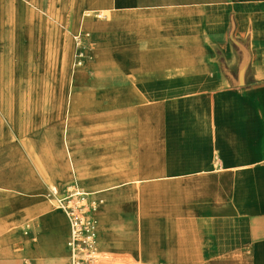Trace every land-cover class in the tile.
<instances>
[{
    "label": "crops",
    "instance_id": "1",
    "mask_svg": "<svg viewBox=\"0 0 264 264\" xmlns=\"http://www.w3.org/2000/svg\"><path fill=\"white\" fill-rule=\"evenodd\" d=\"M40 3L52 4L71 31L80 5L85 17L115 11L90 27L94 62L69 80L63 130L40 137L54 142L64 178L92 164L93 119L126 123L116 132L131 147L122 151L118 138L116 163L108 146L100 148L101 165L122 168L107 171L101 184L80 182L84 194H102L105 219L115 211L110 229L96 232L97 251L122 264H264V0ZM28 4L35 6L3 0L0 17H15L24 34ZM30 71L36 74L33 61ZM5 87L19 124L33 99L38 121L40 79L7 77ZM25 143L35 155L34 139ZM126 182L148 185L118 190ZM1 189L14 193L0 215V264H71L67 218L39 193Z\"/></svg>",
    "mask_w": 264,
    "mask_h": 264
},
{
    "label": "rangeland",
    "instance_id": "2",
    "mask_svg": "<svg viewBox=\"0 0 264 264\" xmlns=\"http://www.w3.org/2000/svg\"><path fill=\"white\" fill-rule=\"evenodd\" d=\"M13 1L14 3L19 2V0ZM26 1L31 4L34 2L35 6L32 4V7L28 4L31 16L27 17L28 20L23 23L25 28L24 34L18 28L19 23L13 21L14 23L12 24L11 20L15 17H10V22L7 21V17H0V215L8 210L7 201L10 198L9 195H13L14 193L13 191L1 188H13L19 185L20 188L33 191V193H39L40 199H44L52 210L61 212L65 216L56 207L55 197L73 191L83 192L82 194H84L85 191L81 187V181L84 183L101 184L107 171L115 173L118 168H122L117 167V165L110 167L101 165L100 148L102 145L108 146L109 154L112 153L114 155L108 159L109 163H116L118 161L116 157L118 138H120L121 146L119 144V147H121L122 151L126 147H131L130 141L126 139L127 135L116 132L118 126L126 124L122 118L118 119L115 116L109 118L105 123L104 120L93 119L92 134L90 135L93 147L92 164L81 168L78 167L81 169L80 172L68 174V176L63 178L57 175L58 170L56 169L58 168L59 151L55 144H52L54 142H43L40 139L42 135H52L57 130H63L62 126L67 116L65 98L69 88V80L74 74L86 73V68L94 62L93 50L90 61L84 62L80 67L74 65L75 53L77 51L74 37L79 33L87 34V42H91V38L96 32L93 28L92 32L90 27L99 25L104 19L108 20V17H112L115 11L111 8L107 12H95L85 17L83 13L87 11L88 7L80 5L77 10L76 28L71 31L68 29L67 22L56 21L60 15L55 16L53 14L54 6L52 4L51 6L53 7L47 6L45 8L41 5L40 0ZM39 6L40 11L36 8ZM2 12L3 0H0V13ZM52 14L55 17H52ZM82 16L85 18L82 19ZM40 20H42L43 28H40ZM22 50L23 53H21ZM19 59L24 60L20 62ZM32 61L35 64L34 72L36 74L34 75L31 71V73L27 72L28 65ZM22 76L40 79V108L43 109L38 118L39 123L34 116L36 110L32 108L36 99L27 102L29 105L26 104L25 114L27 116H24L23 121L21 120L22 122L19 124L17 119V101H12L10 100L11 96H7V93L11 91L9 87L6 92L5 81L7 77L13 81H17V78ZM93 115L94 117H99L100 114L94 113ZM22 123L23 129L17 131L19 125ZM32 138L35 143V155L33 156L30 155L27 143H25ZM123 138L128 144L124 143ZM76 139L84 142V133H77ZM124 159L126 160L125 157ZM121 161L124 162V160ZM126 183L129 184L118 190L141 189L148 185L147 183ZM153 185L157 189L164 188V183L162 182L153 183ZM118 190L109 193L112 199H116L113 196L116 195ZM53 193H56V195L54 196ZM87 196L89 199H97L99 201L94 212L96 232H104L106 229H110L111 225L107 219L112 217L115 211L109 210L105 219L104 213L109 207L105 206L102 194ZM28 227V224L22 227L26 235L28 234ZM14 230L12 229V231ZM10 232L8 231V233ZM102 243V240L99 239L97 244L99 251H102L100 250ZM131 264L146 263L133 260Z\"/></svg>",
    "mask_w": 264,
    "mask_h": 264
},
{
    "label": "built area",
    "instance_id": "3",
    "mask_svg": "<svg viewBox=\"0 0 264 264\" xmlns=\"http://www.w3.org/2000/svg\"><path fill=\"white\" fill-rule=\"evenodd\" d=\"M87 34L79 33L74 37L77 51L74 65L82 66L90 61V43ZM55 196L56 193H53ZM56 207L66 216L70 235L67 247L70 252L71 264H122L110 255H104L96 249V230L94 212L99 201L89 199L87 195L78 191L64 193L55 197Z\"/></svg>",
    "mask_w": 264,
    "mask_h": 264
},
{
    "label": "bare ground",
    "instance_id": "4",
    "mask_svg": "<svg viewBox=\"0 0 264 264\" xmlns=\"http://www.w3.org/2000/svg\"><path fill=\"white\" fill-rule=\"evenodd\" d=\"M67 152V151H66ZM89 195H92V194H90V193H88ZM96 245H97V233H96Z\"/></svg>",
    "mask_w": 264,
    "mask_h": 264
}]
</instances>
